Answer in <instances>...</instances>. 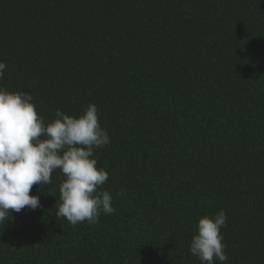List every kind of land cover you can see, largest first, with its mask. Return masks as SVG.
<instances>
[{
    "label": "trees",
    "instance_id": "obj_1",
    "mask_svg": "<svg viewBox=\"0 0 264 264\" xmlns=\"http://www.w3.org/2000/svg\"><path fill=\"white\" fill-rule=\"evenodd\" d=\"M0 62L45 124L97 106L115 208L58 219L54 170L0 226V264H202L191 239L221 210L214 264H264V0H0Z\"/></svg>",
    "mask_w": 264,
    "mask_h": 264
},
{
    "label": "clouds",
    "instance_id": "obj_2",
    "mask_svg": "<svg viewBox=\"0 0 264 264\" xmlns=\"http://www.w3.org/2000/svg\"><path fill=\"white\" fill-rule=\"evenodd\" d=\"M5 69L0 62V78ZM32 100L28 93L0 88V226L11 218V212L40 207L39 197L29 193L34 185L51 184L57 169L65 177L59 185L58 219L75 226L97 223L101 212L113 214V198L101 190L109 173L98 169L93 158L96 149L110 143L97 106L89 104L78 117L57 109L56 119L45 124ZM226 219L223 210L214 218L199 219L189 251L202 264L228 259L220 232Z\"/></svg>",
    "mask_w": 264,
    "mask_h": 264
}]
</instances>
